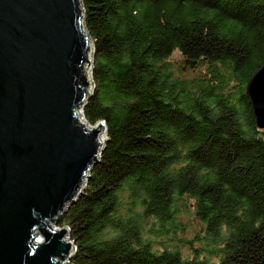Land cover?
Returning <instances> with one entry per match:
<instances>
[{"label": "trees", "instance_id": "16d2710c", "mask_svg": "<svg viewBox=\"0 0 264 264\" xmlns=\"http://www.w3.org/2000/svg\"><path fill=\"white\" fill-rule=\"evenodd\" d=\"M81 4L83 114L106 123V140L57 223L77 247L69 264H264V130L246 96L264 65V0ZM176 51L206 71L177 76ZM181 213L204 225L202 252L150 236L185 231Z\"/></svg>", "mask_w": 264, "mask_h": 264}, {"label": "water", "instance_id": "95a60500", "mask_svg": "<svg viewBox=\"0 0 264 264\" xmlns=\"http://www.w3.org/2000/svg\"><path fill=\"white\" fill-rule=\"evenodd\" d=\"M92 51L81 0H0V264L72 255L68 228L55 226L105 143L106 123L88 127L78 115ZM246 96L264 130V65Z\"/></svg>", "mask_w": 264, "mask_h": 264}, {"label": "rangeland", "instance_id": "374dc122", "mask_svg": "<svg viewBox=\"0 0 264 264\" xmlns=\"http://www.w3.org/2000/svg\"><path fill=\"white\" fill-rule=\"evenodd\" d=\"M183 61L184 59L182 58L181 54L177 51L170 58V62L173 64L174 73L179 77L194 79L197 76H201V74H203L206 71V65L198 64L192 68L189 66V64L183 65ZM103 136L105 137L104 132H103ZM178 221L180 223L186 224L185 231L170 230L168 234L163 235L159 238L153 236L152 234H150V236L158 240H163L165 244H168L172 248L176 247L178 249H181L184 254H190L192 252V246L201 248V252H202L203 248L207 247V243L205 240L206 233H205L204 225H202L198 220H196L194 215L187 213H181L178 218ZM63 227L68 228V234H67L68 236L71 232L70 227L68 225L59 226L57 224L55 226V229L61 230ZM197 236H200L201 238H198ZM40 238L42 241L43 237L40 236ZM158 244L160 243L158 242ZM65 264H69V263L67 262Z\"/></svg>", "mask_w": 264, "mask_h": 264}, {"label": "bare ground", "instance_id": "6f19581e", "mask_svg": "<svg viewBox=\"0 0 264 264\" xmlns=\"http://www.w3.org/2000/svg\"><path fill=\"white\" fill-rule=\"evenodd\" d=\"M92 88H93V85H92ZM79 117H80L81 119H83V121H85L86 124H89V123L86 121V119L84 118L83 107L79 109ZM100 140H101L102 142H104L105 137L103 136V134L100 136ZM67 238L73 243V246H72V255L70 256V257H72L73 254H74V252L76 251L77 247H76V245H75V242L70 238L69 235L67 236ZM36 241H38V242L41 241L40 236H37ZM70 257H68V258L66 259V263H67V262L69 263V259H70Z\"/></svg>", "mask_w": 264, "mask_h": 264}, {"label": "built area", "instance_id": "2783aa9c", "mask_svg": "<svg viewBox=\"0 0 264 264\" xmlns=\"http://www.w3.org/2000/svg\"><path fill=\"white\" fill-rule=\"evenodd\" d=\"M78 115H79V110H78ZM82 121H83V119H82ZM88 125V127H92L90 124H87Z\"/></svg>", "mask_w": 264, "mask_h": 264}, {"label": "clouds", "instance_id": "9594fccd", "mask_svg": "<svg viewBox=\"0 0 264 264\" xmlns=\"http://www.w3.org/2000/svg\"><path fill=\"white\" fill-rule=\"evenodd\" d=\"M91 78V77H90ZM85 181V180H84Z\"/></svg>", "mask_w": 264, "mask_h": 264}]
</instances>
